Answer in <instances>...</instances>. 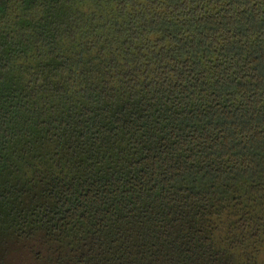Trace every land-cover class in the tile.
Here are the masks:
<instances>
[{
  "label": "trees",
  "instance_id": "obj_1",
  "mask_svg": "<svg viewBox=\"0 0 264 264\" xmlns=\"http://www.w3.org/2000/svg\"><path fill=\"white\" fill-rule=\"evenodd\" d=\"M0 264H264V0H0Z\"/></svg>",
  "mask_w": 264,
  "mask_h": 264
}]
</instances>
